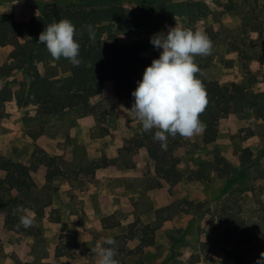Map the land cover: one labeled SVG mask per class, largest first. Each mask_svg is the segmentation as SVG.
Segmentation results:
<instances>
[{"label":"rangeland","instance_id":"obj_1","mask_svg":"<svg viewBox=\"0 0 264 264\" xmlns=\"http://www.w3.org/2000/svg\"><path fill=\"white\" fill-rule=\"evenodd\" d=\"M78 1L0 0V11L5 8L8 12L0 15L14 16L20 22L29 19V22L34 17L31 15H39L42 7ZM164 1L172 7L170 14L161 8L162 19L171 16L176 23L200 30L210 38V54L194 57V63L202 65L208 81L235 82L252 92H264L263 44L253 46L242 30L243 17H247L251 25L259 27V33H264V14L260 13L264 9L263 0L257 5L255 0H158L159 3ZM120 4L129 13L137 8L132 0ZM167 30L166 26L161 28L163 33ZM100 32L103 36L117 33L121 43H130L142 37L144 28L135 25L128 32L120 33L117 23H104ZM19 41L24 42L25 37ZM13 49L11 45L0 48V58H7ZM48 67L64 69L60 62H51ZM39 69L45 72L43 66ZM17 76L23 75L18 73ZM14 79L0 80V89ZM11 86L18 89L17 85ZM133 103L125 90H118L114 81H107L103 93L93 98L90 115H80L74 110L40 116L32 102L23 107L24 120L20 125L24 128L17 130L15 139L27 149L25 156L33 154L36 142L28 147L23 136L29 135L34 140L32 135H36L39 140L43 134L49 138L58 134L66 150L64 156L57 157L64 175L58 177L57 182L55 178L51 183L46 180L28 194L18 195L28 207L27 213L18 210L21 214L37 216L42 212L50 217L48 221L34 219L38 229L36 236L15 233L4 228L0 221V264H56L53 257L56 250L68 252L69 244L62 237L75 235L76 223L69 226L56 222L58 211L47 207L65 195L73 197L71 191L68 194L59 191L64 180H69L74 190L76 187L81 190L89 182L90 193L100 198L97 215L78 223L87 224L91 234L77 238L83 247L77 254L82 258L96 256L93 251L96 244L103 245L106 237L116 241L118 264H256L261 258L264 253V120L256 119L250 108L232 114L220 121L217 141L210 145L203 144L202 137L196 133L190 137L167 135L164 151L172 150L170 155L179 162L183 178L174 188L162 190L147 147H138L139 140L145 144L147 140L138 136L141 122L129 112ZM4 111L0 110L3 114L0 123L7 117ZM71 115L88 117V131L76 135L89 137L87 144L79 146L68 129L73 119ZM3 129L9 128L0 124V131ZM13 141L14 138L10 143ZM7 145L8 142L1 146L8 150ZM245 149L252 152L249 160L244 159ZM215 156L228 161L233 169L231 176L221 178L216 172L209 173L204 165ZM30 159L8 160L29 162ZM196 172L209 179L194 181ZM36 174L32 175L34 181ZM3 176L0 171V177ZM5 212L9 213L8 208ZM108 213L112 214L110 222L118 223L117 227H102L101 221ZM145 225L152 229L147 239L154 238L153 246H144L141 242ZM65 261L68 260L63 258L58 263Z\"/></svg>","mask_w":264,"mask_h":264},{"label":"trees","instance_id":"obj_2","mask_svg":"<svg viewBox=\"0 0 264 264\" xmlns=\"http://www.w3.org/2000/svg\"><path fill=\"white\" fill-rule=\"evenodd\" d=\"M122 1L124 0H79L67 5L57 3L47 5L29 22L17 21L11 15H0V47L9 45L14 47L9 54V62L0 67V80L15 77L11 84L0 89V110H4L5 104L15 99L19 108L27 106L30 102L35 104L40 116L57 115L66 110L79 111L80 115H90L92 100L103 93L107 81H114L116 88L125 90L127 96L134 101L131 93L137 86L136 82L142 79L145 68L150 66L152 60L157 59L162 51L154 48L150 43V37L161 33L163 26L173 27L176 21L171 16L162 19L161 8L165 9L166 14L171 13L172 6L168 2L132 0L137 3V8L129 13L120 4ZM259 1L255 0L256 5ZM158 4H162V7ZM260 13L264 14V9H261ZM62 19L70 20L77 32L82 33L74 37L80 44L79 66H73L63 57L53 58L47 48L38 43V37L45 27L54 20ZM104 23H117V30L120 33L128 32L133 26L139 25L143 26L144 33L133 42L121 43L117 33L103 36L100 30ZM86 25L92 26L94 39L89 38L88 32L84 29ZM258 28L251 25L247 17H243V34L253 46L261 47L262 43L264 47V33H259ZM21 37H25L24 42L19 41ZM51 62H60L64 69L48 67ZM39 66L45 68L44 73L40 72ZM197 67L199 72L196 75L206 92V105L199 114L203 128L196 133L202 137L203 144L210 145L217 141L219 123L222 119L232 114L243 113L247 108L253 110L256 119L264 120V92H252L246 86L235 82L220 84L217 81H208L204 77L202 65L197 64ZM18 73L23 76H17ZM11 85H17L18 89L14 90ZM2 116L3 114H0V119ZM157 130L154 128L145 132L141 124L138 136L147 140V143L139 140L138 147H147L148 154L155 164V172L159 176L160 189L170 190L182 181L183 176L178 168L179 162L170 155L172 150L164 151L160 146L161 142L153 138ZM36 137L32 135L36 146L29 162L9 161L0 151V171L4 174L0 177V221L4 228L31 236L38 234L36 221L30 217L33 221L30 227L20 225L19 217L22 214L18 210L21 207L24 209L28 207L24 199L18 195L28 194L36 188L32 176L34 173L45 174L48 183L64 175L58 165V158L47 154ZM243 153L246 154L244 157L246 160L252 157L249 149H245ZM204 166L210 174L216 172L221 178L231 176L233 172L228 161L220 156H215ZM194 174L196 177L193 180L196 182L209 179L199 172ZM7 208L8 214L5 212ZM37 214V217H41L43 213ZM101 224L104 229L118 226V223L110 222L109 217L102 219ZM151 230L149 225L143 226L144 235L141 242L144 246L155 244L154 238L147 239ZM62 238L69 244V247H66L68 252L56 250V256L72 258L80 250L76 235L66 234Z\"/></svg>","mask_w":264,"mask_h":264},{"label":"clouds","instance_id":"obj_3","mask_svg":"<svg viewBox=\"0 0 264 264\" xmlns=\"http://www.w3.org/2000/svg\"><path fill=\"white\" fill-rule=\"evenodd\" d=\"M84 29L89 38L94 39L92 26L86 25ZM81 34L70 20H54L39 35L38 43L43 44L53 58L63 57L73 66H79L80 44L74 37ZM150 43L162 51L145 68L142 79L136 82L131 93L134 103L129 112L141 122L143 131L158 129L153 138L164 147L169 134L190 137L203 128L199 114L206 105V92L196 75L199 68L194 57L210 54L212 42L206 33L176 23L174 27H168L166 34L161 32L150 37ZM19 211L27 213L28 210L21 207ZM32 222L27 214L19 217L20 225L25 228ZM115 245L112 237L104 238L103 245L96 244L93 251L98 264H118ZM256 264H264V253Z\"/></svg>","mask_w":264,"mask_h":264},{"label":"crops","instance_id":"obj_4","mask_svg":"<svg viewBox=\"0 0 264 264\" xmlns=\"http://www.w3.org/2000/svg\"><path fill=\"white\" fill-rule=\"evenodd\" d=\"M4 10L5 8L2 9V11H0V14H8V12ZM35 15L36 13H33L31 17ZM28 20L29 19L25 21L27 22ZM0 48H5V47H0ZM8 52L10 53V51ZM8 62H9V56L7 58L6 57L0 58V67L4 66ZM4 109H5L4 112L7 117L4 119V122L0 124L1 126H5L9 129H3L0 131V151L3 152L6 158L13 159V161H17L18 158L26 161L32 156V154H29L28 157L25 156L27 149L21 146V144L15 139V137L18 136L17 130L24 128V126L21 127L20 125L21 122H23L24 120L22 117V112L24 108H19L17 105V102L14 100V101L6 103ZM72 111L74 110H66L62 113L65 114V113H70ZM70 117H72L73 119H72V123L68 125V129H70L72 135H74L77 144L79 146L83 144H87L86 140H88L89 137H86L88 139H84V137H76V135L77 134L79 135L83 132L85 133L88 131V128L90 126V121L88 120V117L76 118V115H71ZM23 137H26L25 143H24L26 144V146L31 147L32 144H34L35 141L30 138L31 136L25 135ZM49 137L50 136L43 134L40 136L38 140L39 144L42 146L44 151L52 157L64 156V154L66 153V150L64 146L62 145V142L61 143L59 142V139H58L59 135L55 134L51 136L52 138H49ZM13 138H14V141L10 143V140H12ZM7 142H8L7 147L10 146L8 150L6 149L5 146L3 147L1 146L3 144H6ZM36 177H37V180L35 181L36 185H39V183L44 185L46 183V178L42 172H38L36 174ZM57 180H58V177L55 178L54 182H57ZM64 181L65 182H63V185L60 186L59 191L65 192L66 194H68L71 191V194H73V197L65 195V197L61 198L59 201L58 200L52 201L47 207H50L52 210L58 211V214H59V217H58L59 219H57L59 221L58 223H60L61 221L62 223H68L69 226H72V223H76L75 235H76V238H78V240L80 239V237H83L86 235L91 236L90 229H88V225L87 224L79 225L78 223L80 222V220L84 219L85 221H87L89 220V217H91L92 215H97L96 211L98 210V207H99V205L97 204V201L100 198L96 197L95 195L93 196L92 193H90L91 184L89 182L86 183L87 185L86 184L83 185L81 187V190H78L77 187H76V190H74L72 189V186L70 185L69 180H64ZM96 188L97 187H95L94 190H96ZM111 216L112 214L108 213V217H111ZM30 217L36 220L41 219L44 221H48V217H50V215H48L47 213H43L41 217H37L35 214ZM108 217H105V218H108ZM56 227H59V226H56ZM79 246H80V249H83L81 245ZM80 252L81 250H79L77 253L79 254ZM76 254L72 258L57 257L56 254L53 255V257L56 260L55 261L56 264H59L58 263L59 260H62L63 258L68 260V261H65L64 263H69V264H98V258L96 256L82 258L81 255L77 254L76 256ZM43 262H50V261H43ZM64 263H61V264H64Z\"/></svg>","mask_w":264,"mask_h":264}]
</instances>
